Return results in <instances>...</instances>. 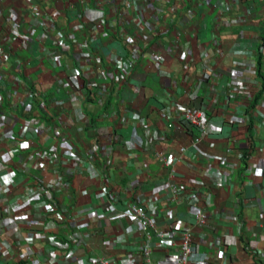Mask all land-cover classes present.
<instances>
[{
  "label": "crops",
  "instance_id": "0c3cea01",
  "mask_svg": "<svg viewBox=\"0 0 264 264\" xmlns=\"http://www.w3.org/2000/svg\"><path fill=\"white\" fill-rule=\"evenodd\" d=\"M216 1L0 0V150L7 149L16 171L0 178V264H87L90 257L119 264L133 252V264H144L146 240L130 233L129 218L113 216L109 203L98 201L103 187L117 199L118 211L131 202L143 204L160 230L169 227L170 215L179 216L181 226L193 231L201 264H264L255 253L264 252V82L258 76L259 68L264 75V0H226L229 12L217 10ZM58 11L56 40L66 43L61 49L34 39L43 17ZM12 13L18 29L11 27ZM241 15L245 21L234 24ZM76 23L84 30L73 31ZM12 33L32 35L29 45L23 46L25 39L10 46ZM134 43L139 51L120 86L109 85L100 94L81 76L83 87L75 97L72 69L87 72L79 58L90 51L110 69L112 57L125 58L126 45ZM151 53L160 54L163 63L147 60ZM173 104L203 110L207 134L199 146L192 143L198 133L193 126L187 132L175 124L165 130L161 110ZM140 116L152 127L147 133L133 123ZM32 117L42 124L39 133L16 136L18 124ZM53 133L59 138L57 156L68 151L81 157L78 168H59L56 177L27 155L31 141L39 145ZM182 148L180 161L163 165L159 154L178 156ZM214 156L225 164L209 166ZM39 175L41 183L29 184ZM173 184L196 190L195 202L170 203L164 191ZM50 186L57 202L53 213L40 194ZM15 201L20 207L10 211L6 204ZM27 203L29 218L39 224L32 229L56 243L31 239L27 224L13 225ZM196 212H206L205 227L195 224ZM122 237L124 246H107ZM73 239L78 243L71 244ZM217 239L225 248L221 256L209 245ZM24 242L29 249L22 250ZM65 243L74 249L66 261ZM151 262L179 264V255L159 249Z\"/></svg>",
  "mask_w": 264,
  "mask_h": 264
},
{
  "label": "built area",
  "instance_id": "2783aa9c",
  "mask_svg": "<svg viewBox=\"0 0 264 264\" xmlns=\"http://www.w3.org/2000/svg\"><path fill=\"white\" fill-rule=\"evenodd\" d=\"M208 2L212 0H207ZM214 7L221 11V12H229L230 7L226 0H217L214 3ZM57 14L59 15V11L53 13L48 18L43 17L41 22V31L36 34L34 32V39H39L42 37L43 40H50L56 48H64L66 46L65 42H60L57 39L56 35V28H55V19ZM245 21V16L241 15L237 19L234 20V24L240 25ZM12 29H18L20 26L19 19L16 13H12V19L10 20ZM71 24V23H70ZM73 31L75 30H84V26L81 23L73 24ZM96 29V27H95ZM33 34V33H32ZM37 35V36H36ZM32 36V35H31ZM31 36L26 37L25 34L19 33H12L11 34V41L10 46L12 45H21L23 41L26 39L24 43V47H27L31 41ZM36 36V37H35ZM149 35L145 34L144 38L146 39ZM127 48V56L125 58H121L119 56H114L111 59V63L113 67L110 69H106L101 65V59L97 55H92L90 51L86 52V55L81 59L79 58L78 65L83 70H86V74L82 75V72H79V68H73L71 75L69 76V80L72 84H74L75 89L77 92L75 93L76 96L79 94L81 88L83 87V76L87 80V87L89 89L96 88L95 90L100 93L104 94L106 92V88L109 85L115 84L120 86L127 78L129 71L133 64V59L135 55L138 54V46L137 44H129L126 45ZM56 54H52V63L56 61ZM147 60H150L154 63V65H161L164 61V58L160 54L151 53L146 56ZM56 67H60V64H55ZM96 66V71H94V67ZM92 69V70H91ZM213 70H216L215 66ZM82 76V77H81ZM230 92H228V95ZM33 92H29V96L32 97ZM80 97V96H79ZM2 100V95L0 94V101ZM163 118L167 124L165 130H167L171 125L175 124L178 125L180 129L187 132L191 126H193L197 130V134L194 136L192 141L194 146H199L202 142V137H205L206 129H205V122L202 120L203 110L199 106H188V105H181V104H173L167 107L162 108ZM1 119H3L1 117ZM139 121L133 122L136 126H141L142 130L147 133L150 128H152L147 120L140 116L138 118ZM229 123H234V121L230 120ZM4 122L0 121V127L3 125ZM42 126L41 122L37 118H29L24 119L18 124L16 129V136L22 135L27 130H32L34 133H39V129ZM58 136L56 134H51L50 136H45L43 140L39 143V145L35 144L32 141L30 142V146L32 145V150L27 152L28 158L33 160L36 167L40 169L48 168L49 172L53 174L55 177L62 169L64 172H68L75 168H78L81 164V157H77L76 155L71 154V152H61L60 155H56L57 148H58ZM95 150V147L89 149L87 152V156L90 157L92 152ZM1 151V150H0ZM180 155L174 156H162L159 154V158L163 162L164 166H172L175 162L180 161L182 159L183 154L186 152L185 148L180 149ZM6 156V157H5ZM199 156V154H198ZM0 178L3 176H14L16 171L11 166V160L8 158L7 149H4L0 152ZM209 166L217 165L223 166L225 161L222 157L214 156L213 158L210 157ZM253 168V167H252ZM23 172H26L25 167H23ZM208 175V174H206ZM53 176V177H54ZM42 175L34 176L30 179L29 184L31 183H41ZM215 185L217 187L222 186L220 181L215 180ZM55 186H50L48 189H44L41 191V198L43 200V205L46 207L48 212H54L57 207V202L55 198L52 196V191ZM40 188V187H39ZM153 188L151 192H153ZM164 194L170 195V203L174 204H181L182 202H187L191 204L195 202L197 198L196 190H192L188 187H185L183 184H173L170 185ZM156 198V197H155ZM100 203L107 204L109 203L110 209L113 212V216H120V217H127L131 220L132 224L129 225L130 233H136L140 236H143L146 240L145 246L141 249V255L144 258V264H152L151 262V255L153 251L159 249H170L174 252H177L179 255V264H201L200 260L196 258V244L194 242V234L190 228L185 226H181L182 219L177 215H170V223L169 227L164 230H160L157 227V223L151 215H149L148 211L146 210L145 206L139 202H131L124 207V210L118 211V202L117 199L111 194L110 190L103 187L101 189L100 195L97 197ZM20 204L18 201L13 203L6 204L8 209L18 210ZM19 206V207H18ZM15 215V214H14ZM28 216L27 219L23 220L24 216ZM31 215V204L27 203L25 206H22V218L19 220H14V226L19 228L20 224L24 223L27 224L32 228L36 229L39 227V224L35 221L34 218H29ZM103 216H105L103 214ZM13 220V219H12ZM194 221L198 227H205L208 224V216L206 212H196L194 213ZM82 226V224H81ZM77 227H80L79 225ZM30 234L28 235L31 239L32 238H39L44 239L49 242V244L56 243L51 236L44 235L43 232L38 230H31L29 231ZM72 237V236H71ZM71 244H77L78 239L71 240ZM25 246L24 249H29V245L27 242H24ZM126 243L125 239L117 240H109L107 241V246L109 248L114 247H122ZM211 248L215 249V252L220 256L225 253V248L221 245L220 240H214L213 242H209ZM64 246L67 248V251L64 255V260H70L74 255V249L71 247L69 243H65ZM16 249L17 245L15 244ZM3 246L0 245V250H2ZM256 255L259 258L264 259V252L258 248L255 250ZM134 254L136 253H129L128 257L120 258L119 264H133L134 261ZM32 264V263H26ZM87 264H109V261L105 258H95L90 257L87 261Z\"/></svg>",
  "mask_w": 264,
  "mask_h": 264
},
{
  "label": "trees",
  "instance_id": "16d2710c",
  "mask_svg": "<svg viewBox=\"0 0 264 264\" xmlns=\"http://www.w3.org/2000/svg\"><path fill=\"white\" fill-rule=\"evenodd\" d=\"M259 66H260V65H259ZM258 76L262 79V82H264V75L262 74L260 68H259ZM257 97H259V95H258ZM19 264H22V263H19Z\"/></svg>",
  "mask_w": 264,
  "mask_h": 264
}]
</instances>
